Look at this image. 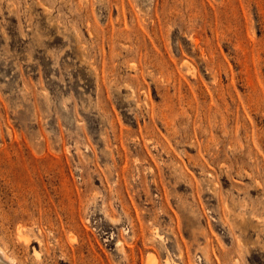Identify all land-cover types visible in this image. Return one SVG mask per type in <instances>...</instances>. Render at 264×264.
I'll return each mask as SVG.
<instances>
[{
  "label": "rangeland",
  "instance_id": "1",
  "mask_svg": "<svg viewBox=\"0 0 264 264\" xmlns=\"http://www.w3.org/2000/svg\"><path fill=\"white\" fill-rule=\"evenodd\" d=\"M0 246L264 264V0H0Z\"/></svg>",
  "mask_w": 264,
  "mask_h": 264
},
{
  "label": "bare ground",
  "instance_id": "2",
  "mask_svg": "<svg viewBox=\"0 0 264 264\" xmlns=\"http://www.w3.org/2000/svg\"><path fill=\"white\" fill-rule=\"evenodd\" d=\"M0 256L3 257V259L7 262H9L10 264H18L16 263V260L14 259L13 256L9 255L6 250H4L3 247L0 246ZM4 261V262H5Z\"/></svg>",
  "mask_w": 264,
  "mask_h": 264
}]
</instances>
